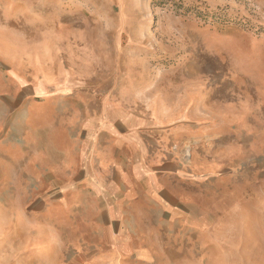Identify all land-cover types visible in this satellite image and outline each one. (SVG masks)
I'll use <instances>...</instances> for the list:
<instances>
[{"label": "rangeland", "instance_id": "1", "mask_svg": "<svg viewBox=\"0 0 264 264\" xmlns=\"http://www.w3.org/2000/svg\"><path fill=\"white\" fill-rule=\"evenodd\" d=\"M51 86L70 98L52 104ZM70 86L151 140L182 198L140 203L129 224L118 217L120 247L89 242L71 259L264 264V0H0V148L12 155L25 124L52 128L76 110Z\"/></svg>", "mask_w": 264, "mask_h": 264}, {"label": "crops", "instance_id": "2", "mask_svg": "<svg viewBox=\"0 0 264 264\" xmlns=\"http://www.w3.org/2000/svg\"><path fill=\"white\" fill-rule=\"evenodd\" d=\"M70 87L72 94L78 92L76 110L55 116L58 124L52 128L25 124L30 134L12 148V155L0 148V238H11L10 247L6 242L0 248L12 249L11 255L0 256V264H84L65 250L89 242L92 249L120 247L118 217L125 226L128 217L140 215L142 202L165 209L182 200L181 183H168L171 176L165 174V166L173 165L157 162L154 143L142 144L132 132H120L94 92ZM49 89L46 97L52 104L70 98L58 87ZM156 118V125L164 127L182 115ZM70 232L79 234L75 243Z\"/></svg>", "mask_w": 264, "mask_h": 264}]
</instances>
